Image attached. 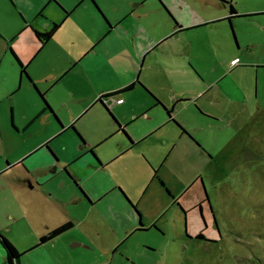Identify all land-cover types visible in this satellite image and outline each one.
I'll return each mask as SVG.
<instances>
[{
	"label": "rangeland",
	"instance_id": "obj_1",
	"mask_svg": "<svg viewBox=\"0 0 264 264\" xmlns=\"http://www.w3.org/2000/svg\"><path fill=\"white\" fill-rule=\"evenodd\" d=\"M21 1L28 8L25 13L12 7L10 0H0V162L4 163L6 156L18 155L24 144L32 143L44 129L37 123L17 133L12 125V120L15 125L20 124L31 115L34 100L26 96L25 88L13 93L14 85L19 84V66L6 40L24 25V18L41 28L52 23L51 18L44 19L36 12L43 0ZM78 1L64 0V3L73 7ZM133 1L140 0H97L112 19L129 11ZM227 1L239 13H257L232 19L238 46L232 40L228 20L214 27L191 29L161 43L163 39L157 40L158 35L153 34L162 32L164 25L150 16L147 25L143 21L144 34L136 37L138 45L146 48L135 62L140 80L146 78V83L155 90L161 88L168 109L175 103V93L181 101L178 107L181 121L190 134L181 138L172 125H167L113 164L120 170L121 179L128 182V190L140 201V206L135 204L145 224L165 214L157 227L134 233L119 242V250L107 252L114 245L108 227L82 232L81 226L71 225L59 236H39L37 241L41 244L22 259L23 264H264V0ZM183 2L191 4L189 18L225 13L219 17L223 18L229 10L228 4L223 3ZM84 6L73 12L40 53H37L40 43L33 41L31 32L11 43L15 52L29 59L35 57L34 63L43 65L35 75L42 76L48 68L67 67L85 49L99 23L91 20L89 9ZM172 12L182 24L178 12L174 9ZM44 14L54 17L51 9ZM129 24L131 28L135 25L132 21ZM223 30L230 33V47L219 44ZM126 38L130 45L132 33ZM187 42L192 44L194 52L199 51L207 59L196 60L186 54L176 56L174 50ZM127 48L119 55L126 56ZM234 51L240 59L237 67L236 63H228L235 56ZM79 70L66 76L55 88L56 102L61 98L81 99L84 88L78 75L84 72V67ZM175 89L185 91L176 95ZM194 89L202 94L197 101L183 94ZM122 97V103L109 105L126 119L131 117L133 109L142 113L149 100L140 89ZM78 109L75 106L74 111ZM94 109L81 121L83 127L100 123L99 111L97 107ZM69 114L65 111V115ZM163 117V111L155 109L133 124L130 133L139 136L149 124H160ZM115 143L118 148L120 143ZM157 176L172 194L179 196V206L170 208V199L160 191ZM203 188L210 203H203ZM69 208L74 216L89 218L88 208L83 204L74 203ZM17 211L14 196L0 191L1 232L23 247L36 240V222L24 220L18 224ZM201 231L204 237L197 238Z\"/></svg>",
	"mask_w": 264,
	"mask_h": 264
},
{
	"label": "crops",
	"instance_id": "obj_2",
	"mask_svg": "<svg viewBox=\"0 0 264 264\" xmlns=\"http://www.w3.org/2000/svg\"><path fill=\"white\" fill-rule=\"evenodd\" d=\"M10 2L12 7L21 12L28 11L27 6L21 0H10ZM203 2L226 5L222 0H203ZM75 5L68 7L64 0H43L36 12L44 19L51 18V25L46 28L37 27L32 21L24 18V25L10 35V40H6L7 48L10 49L19 66V84L18 86L14 85L13 93L18 94L25 88L29 94L26 93V96L34 100L31 115L20 124L16 123L15 125L12 120V125L17 133L25 132L37 123L44 128L37 139L30 144H24L23 150L21 149L18 155L13 158L6 156V162H0V191L5 195L14 196L18 204V215H15L16 222L18 224L24 220L36 222L34 225L36 240L23 247L9 235H4L0 229V233L8 237L22 252L15 264H23L22 259L30 255L28 253L34 251L41 244L37 241L39 236L42 238L49 235L50 237L59 236L65 228L71 225L81 226L82 232L85 230L95 232L101 230V227L106 229L108 227L114 245L107 252L119 250L121 245L119 242L125 241L132 234L144 233L157 227L165 214L163 213L159 218L158 216L154 217L149 224H145L141 212L135 204L136 202L140 206V201H137V198L128 190V182L121 179L120 170H117L113 164L147 139L154 137L167 125H172L181 138L190 134L187 132V127L184 126L185 123L181 121L183 117H181L178 108L181 101L175 97V93V103L172 108L169 106L170 109H168L165 105L168 103L161 96V88L155 90L146 83V78L140 80L139 72L135 70V62L140 60L146 48L143 49L141 45H138L136 37L144 34L143 24L145 23L143 21H147V25L151 19L150 16H153L159 25H164L162 32L155 31L153 34L154 37L158 35L157 40L163 39L161 43L176 38L191 29L214 27L221 21L228 20L232 40L234 39L235 45L238 46L234 28L232 30V19L247 14L239 13L233 4L237 11L233 17L230 16V6L228 5V13L223 18L219 17L225 13L199 19L189 18L192 16L189 2L185 3L183 0H140L137 3L133 1L129 11L112 19L107 13L105 14L97 0H79ZM83 5L89 9L91 20L99 23L98 29L89 37L85 49L78 53L77 57H73L67 67L63 69L46 68L47 70L44 69L46 72L44 71L42 76L35 75V71L43 68V65L35 64V57L29 59L28 56L21 55L19 51L15 52L11 43L23 34L31 32L33 41L40 43L37 52L40 53L47 43L53 40L73 12ZM49 9L53 12L54 17L44 14ZM172 9L178 12L182 18L180 19L182 24L173 14ZM129 21L135 23L132 28ZM54 22H60V27L48 41L42 42L37 31L49 30ZM210 23L213 25L211 26ZM129 32L133 35V42L130 45L126 38ZM212 41L217 44L214 38ZM230 41V33L223 30L219 44L230 47ZM125 46L128 47V54L126 56L119 55L126 51ZM149 46L151 47V45ZM232 53L235 55V51ZM174 54L178 57L186 54L196 60L207 59L204 54H199V51L194 52L192 44L189 42L174 50ZM147 55L148 53L145 54V56ZM236 58L238 56H233L228 60V63L232 64ZM239 62L238 58L235 67L240 65ZM21 65L26 67L27 74L22 72ZM82 67H84V72L77 74L83 82L82 89L84 88L81 99L65 101L64 98H61L59 102H56L53 97L55 88L66 76L76 73L77 69H82ZM132 82L134 85L130 89L120 91ZM138 89L143 91L146 99H149L142 113L133 109L131 117L126 119L127 117L117 114L109 105V103L111 105L122 103L123 95H133ZM184 91L175 89L176 95ZM200 92V90L194 89L183 94H189L191 95L190 100L195 98L197 101L202 96ZM103 95L104 97H102ZM189 101L187 106L190 105ZM75 106L79 108L76 112L74 111ZM96 107L99 111L100 123H89L83 127V119ZM158 108L164 113L161 123H157L158 125L149 124L143 133L133 136L130 133L133 124L149 116L152 111ZM65 111L70 114L65 115ZM201 113L205 117H211ZM115 142L120 143L118 148L115 147ZM103 146L105 147L103 148ZM1 153L0 150V157ZM146 160L150 163L147 158ZM157 173L158 171H155V174ZM157 181L160 191H163L165 196L170 199V208L179 206V196L171 193L160 176H157ZM63 192L67 194H63ZM203 194V203H210L209 195L205 196L204 188ZM74 203L86 206L89 218L84 220V218L74 216L69 208ZM202 204L200 205L201 209L203 208ZM0 264H10L6 250L1 243Z\"/></svg>",
	"mask_w": 264,
	"mask_h": 264
},
{
	"label": "trees",
	"instance_id": "obj_3",
	"mask_svg": "<svg viewBox=\"0 0 264 264\" xmlns=\"http://www.w3.org/2000/svg\"><path fill=\"white\" fill-rule=\"evenodd\" d=\"M222 1L230 6V12H231L230 16L233 17L234 14L237 12L234 5L230 1H227V0H222ZM243 15L244 16H254V15H257V13L243 14ZM60 25H61L60 22H54L52 27L49 30H46L43 32L37 31V34H38L39 38L41 39V41L42 42L48 41L54 35V33L57 31V29L60 27ZM21 66H22V72L24 74H27L26 67L24 65H21ZM133 85H134V82L128 84L127 86H125L120 91L130 89ZM102 97H104V95ZM102 97H100V98H102ZM173 121L176 122L174 119H173ZM176 124L179 125L177 122H176ZM0 243L2 244V246L6 250L8 261L10 262V264H15L18 261V259L20 258V256L22 255V252L17 248V246L8 237L4 236L1 233H0Z\"/></svg>",
	"mask_w": 264,
	"mask_h": 264
},
{
	"label": "water",
	"instance_id": "obj_4",
	"mask_svg": "<svg viewBox=\"0 0 264 264\" xmlns=\"http://www.w3.org/2000/svg\"><path fill=\"white\" fill-rule=\"evenodd\" d=\"M231 23V22H230ZM210 25L212 26L213 25V23H210ZM232 25V24H231ZM232 27V26H231ZM232 30H233V27H232ZM204 193H205V196L207 197L208 196V193H207V191H206V189L204 188Z\"/></svg>",
	"mask_w": 264,
	"mask_h": 264
},
{
	"label": "flooded vegetation",
	"instance_id": "obj_5",
	"mask_svg": "<svg viewBox=\"0 0 264 264\" xmlns=\"http://www.w3.org/2000/svg\"><path fill=\"white\" fill-rule=\"evenodd\" d=\"M200 238V237H204V234H203V232L201 231L198 235H197V238Z\"/></svg>",
	"mask_w": 264,
	"mask_h": 264
},
{
	"label": "built area",
	"instance_id": "obj_6",
	"mask_svg": "<svg viewBox=\"0 0 264 264\" xmlns=\"http://www.w3.org/2000/svg\"><path fill=\"white\" fill-rule=\"evenodd\" d=\"M236 62H238V58L233 60V63H236ZM118 101H121V100H118Z\"/></svg>",
	"mask_w": 264,
	"mask_h": 264
}]
</instances>
